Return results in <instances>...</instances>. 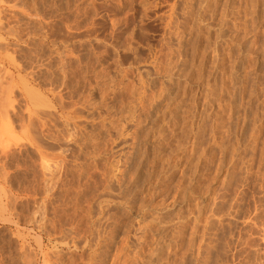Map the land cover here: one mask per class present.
<instances>
[{
    "label": "rangeland",
    "instance_id": "obj_1",
    "mask_svg": "<svg viewBox=\"0 0 264 264\" xmlns=\"http://www.w3.org/2000/svg\"><path fill=\"white\" fill-rule=\"evenodd\" d=\"M262 47L264 0H0V264H264Z\"/></svg>",
    "mask_w": 264,
    "mask_h": 264
},
{
    "label": "bare ground",
    "instance_id": "obj_2",
    "mask_svg": "<svg viewBox=\"0 0 264 264\" xmlns=\"http://www.w3.org/2000/svg\"><path fill=\"white\" fill-rule=\"evenodd\" d=\"M255 1V0H254ZM223 2V1H222ZM247 2V1H246ZM249 4V3H248ZM228 5V4H227ZM182 6V5H181ZM232 6V5H231ZM238 7V6H237ZM262 7V6H261ZM213 8V7H212ZM206 9V8H205ZM262 9V8H261ZM262 12V11H261ZM245 13V12H244ZM251 13V12H250ZM254 14V13H253ZM216 15V14H215ZM216 18V17H215ZM262 19V18H261ZM246 22V21H245ZM254 22V21H253ZM247 23H249V22H247ZM224 24V23H223ZM229 24V23H228ZM239 26V25H238ZM242 26V25H241ZM188 27V26H187ZM213 27V26H212ZM220 27V26H219ZM192 28V27H191ZM230 28V27H229ZM238 29V28H237ZM233 35V34H232ZM240 37H242V36H240ZM237 38V37H236ZM262 38V37H261ZM242 39V38H241ZM193 40V39H192ZM191 40V41H192ZM224 40V39H223ZM250 40V39H249ZM186 41V40H185ZM182 43V42H181ZM186 43V42H185ZM261 43V42H260ZM186 46V45H185ZM260 46V45H259ZM189 47V46H188ZM244 47V46H243ZM247 47V46H246ZM262 48H264V47H262ZM204 49V48H203ZM206 50V49H205ZM239 51V50H238ZM257 51V50H256ZM255 52V51H254ZM226 53V52H225ZM238 53V52H237ZM262 54V53H261ZM218 55V54H217ZM237 55V54H236ZM224 56V55H223ZM229 56V55H228ZM221 57V56H220ZM238 57V56H237ZM191 58V57H190ZM213 58V57H212ZM81 59V58H80ZM202 59V58H201ZM99 60V59H98ZM228 60V59H227ZM186 61V60H185ZM229 61V60H228ZM96 62V61H95ZM201 63V62H200ZM184 64V63H183ZM221 65V64H220ZM202 66V65H201ZM227 66V65H226ZM231 66V65H230ZM253 66V65H252ZM260 66V65H259ZM261 67V66H260ZM259 67V68H260ZM83 68V67H82ZM250 68V67H249ZM197 69V68H196ZM210 70V69H209ZM208 70V71H209ZM241 70V69H240ZM251 71V70H250ZM221 72V71H220ZM230 73V72H229ZM74 74V73H73ZM154 74V73H153ZM252 74V73H251ZM154 76V75H153ZM221 77V76H220ZM190 78V77H189ZM205 79V78H204ZM208 79V78H207ZM145 81V80H144ZM207 81V80H206ZM258 81V80H257ZM194 82V81H193ZM219 82H220V80H219ZM254 83V82H253ZM262 83V82H261ZM186 85V84H185ZM202 85V84H201ZM249 86V85H248ZM260 87V86H259ZM172 88V87H171ZM233 89V88H232ZM205 90V89H204ZM231 91V90H230ZM247 92V91H246ZM103 93V92H102ZM26 94H27V92H26ZM35 95H37V93L35 92ZM212 95H213V93H212ZM28 96V95H27ZM38 96L40 97V95L38 94ZM31 98V97H30ZM41 98V97H40ZM59 98V97H58ZM231 98V97H230ZM252 98V97H251ZM176 99V98H175ZM193 99V98H192ZM248 99V98H247ZM31 100V99H30ZM36 100V99H35ZM44 100V99H43ZM31 101H33V100H31ZM42 101V100H41ZM45 101V100H44ZM209 101V100H208ZM35 102V101H34ZM33 102V103H34ZM37 102V101H36ZM160 103V102H159ZM167 103V102H166ZM223 103V102H222ZM44 104V103H43ZM37 105V104H36ZM39 105V104H38ZM193 105V104H192ZM210 105V104H209ZM34 106V105H33ZM42 106V105H41ZM40 106V107H41ZM43 106H45V105H43ZM139 106V105H138ZM208 106V105H207ZM231 106V105H230ZM39 107V106H38ZM65 107V106H64ZM167 107V106H166ZM32 108V107H31ZM60 108V107H59ZM247 108V107H246ZM35 109V108H34ZM47 109V108H46ZM48 109H49V107H48ZM188 109V108H187ZM3 110V109H2ZM208 110V109H207ZM164 111V110H163ZM189 111H191V110H189ZM204 111V110H203ZM26 112V111H25ZM138 112V111H137ZM177 112V111H176ZM46 113V112H45ZM3 114H5L4 112H3ZM40 114V113H39ZM189 114V113H188ZM16 116V115H15ZM54 116V115H53ZM220 116V115H219ZM224 116V115H223ZM253 116H255V115H253ZM52 117V116H51ZM8 120V119H7ZM133 120V119H132ZM48 121V120H47ZM201 121V120H200ZM40 126V125H39ZM66 127H67V125H66ZM82 130V129H81ZM158 130V129H157ZM199 130V129H198ZM195 133V132H194ZM157 134V133H156ZM189 134V133H188ZM173 136V135H172ZM145 137V136H144ZM43 138V137H42ZM49 139V138H48ZM176 140V139H175ZM56 141V140H55ZM167 141V140H166ZM50 145V144H49ZM74 147V146H73ZM42 148V147H41ZM190 149V148H189ZM172 151V150H171ZM174 151V150H173ZM192 151V150H191ZM42 153V152H41ZM41 153H40V155H41ZM171 153V152H170ZM173 153V152H172ZM157 154V153H156ZM162 155V154H161ZM182 155V154H181ZM44 156V155H43ZM147 156V155H146ZM50 157V156H49ZM159 157V156H158ZM162 157V156H161ZM166 157V156H165ZM142 159V158H141ZM177 159V158H176ZM147 160V159H146ZM186 160V159H185ZM193 160V159H192ZM148 161V160H147ZM40 162H41V160H40ZM43 162V161H42ZM167 162V161H166ZM175 162V161H174ZM39 163V162H38ZM44 163V162H43ZM138 163V162H137ZM48 164V163H47ZM42 165V164H41ZM44 165V164H43ZM149 165V164H148ZM55 166V165H54ZM192 166V165H191ZM39 168V167H38ZM174 168V167H173ZM146 169V168H145ZM34 170V169H33ZM39 170V169H38ZM47 171V170H46ZM152 173V172H151ZM49 175V174H48ZM5 176V175H4ZM127 176V175H126ZM185 176V175H184ZM144 177V176H143ZM146 177V176H145ZM181 177V176H180ZM41 178H42V176H41ZM185 178V177H184ZM5 179V178H4ZM113 179V178H112ZM116 180V179H115ZM163 181V180H162ZM160 182V181H159ZM105 183V182H104ZM112 183V182H111ZM140 183V182H139ZM113 184V183H112ZM188 186V185H187ZM120 188V187H119ZM1 189V188H0ZM109 189V188H108ZM166 189V188H165ZM181 189V188H180ZM103 190V189H102ZM120 190V189H119ZM149 190V189H148ZM163 190V189H162ZM186 190V189H185ZM116 192V191H115ZM82 193V192H81ZM108 193V192H107ZM118 193V192H117ZM160 193V192H159ZM51 194V193H50ZM80 194V193H79ZM78 194V195H79ZM111 194H112V192H111ZM115 194V193H114ZM194 194V193H193ZM47 195V194H46ZM180 195V194H179ZM107 196V195H106ZM172 196V195H171ZM134 197V196H133ZM141 198V197H140ZM124 199H126L125 197H124ZM183 199V198H182ZM187 200V199H186ZM44 202V201H43ZM118 202V201H117ZM135 202V201H134ZM145 202V201H144ZM161 202V201H160ZM183 202V201H182ZM192 202V201H191ZM122 203V202H121ZM159 203V202H158ZM187 204V203H186ZM195 204V203H194ZM106 207V206H105ZM130 207V206H129ZM199 207V206H198ZM80 208V207H79ZM87 208V207H86ZM138 208H140V207H138ZM144 208V207H143ZM147 208V207H146ZM152 208V207H151ZM160 209V208H159ZM196 210H197V208H196ZM78 211V210H77ZM59 212V211H58ZM87 212V211H86ZM94 212V211H93ZM156 212V211H155ZM197 212V211H196ZM123 213V212H122ZM74 214V213H73ZM129 214V213H128ZM151 214V213H150ZM106 215V214H105ZM152 215V214H151ZM72 216V215H71ZM200 216V215H199ZM203 216V215H202ZM81 217V216H80ZM84 217V216H83ZM148 218V217H147ZM197 218V217H196ZM195 218V219H196ZM108 219V218H107ZM158 219V218H157ZM71 220V219H70ZM132 220V219H131ZM160 222V221H159ZM200 222V221H199ZM52 224V223H51ZM71 224V223H70ZM47 225V224H46ZM146 225V224H145ZM125 226H127V225H125ZM144 226V225H143ZM60 227V226H59ZM62 227V226H61ZM191 227H192V225H191ZM148 229H150V228H148ZM160 229V228H159ZM62 230V229H61ZM93 230V229H92ZM180 230V229H179ZM195 230V229H194ZM50 231V230H49ZM52 231V230H51ZM127 230H125V232H126ZM157 231V230H156ZM45 232V231H44ZM111 233V232H110ZM154 233V232H153ZM179 233V232H178ZM55 235H56V233H55ZM107 235V234H106ZM124 235V234H123ZM191 235V234H190ZM151 236V235H150ZM172 236V235H171ZM68 238V237H67ZM121 238V237H120ZM185 239H187L186 237H185ZM72 240V239H71ZM82 240V239H81ZM146 241V240H145ZM150 241V240H149ZM194 241V240H193ZM36 243V242H35ZM167 243V242H166ZM187 243H189V242H187ZM37 244V243H36ZM125 244V243H124ZM162 244V243H161ZM129 245V244H128ZM189 245V244H188ZM76 246V245H75ZM79 246V245H78ZM182 246V245H181ZM136 247V246H135ZM158 247V246H157ZM27 249V248H26ZM100 249H101V247H100ZM30 251V250H29ZM40 251V250H39ZM120 251V250H119ZM100 252V251H99ZM106 253V252H105ZM33 254V253H32ZM157 255V254H156ZM32 256V255H31ZM110 256H111V254H110ZM131 256V255H130ZM114 258V257H113ZM127 259V258H126ZM26 260H27V258H26ZM85 260V259H84ZM114 261V260H113ZM161 261V260H160ZM27 262V261H26ZM43 262H45V261H43ZM88 262V261H87ZM90 263V262H89ZM24 264V263H23ZM110 264V263H109ZM122 264H123V262H122Z\"/></svg>",
    "mask_w": 264,
    "mask_h": 264
}]
</instances>
